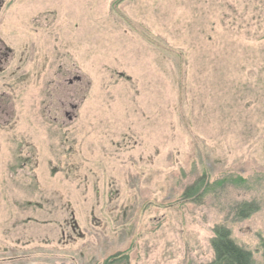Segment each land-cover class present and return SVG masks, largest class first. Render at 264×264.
Returning a JSON list of instances; mask_svg holds the SVG:
<instances>
[{"label":"rangeland","instance_id":"obj_1","mask_svg":"<svg viewBox=\"0 0 264 264\" xmlns=\"http://www.w3.org/2000/svg\"><path fill=\"white\" fill-rule=\"evenodd\" d=\"M1 2L0 264H264V0Z\"/></svg>","mask_w":264,"mask_h":264},{"label":"trees","instance_id":"obj_2","mask_svg":"<svg viewBox=\"0 0 264 264\" xmlns=\"http://www.w3.org/2000/svg\"><path fill=\"white\" fill-rule=\"evenodd\" d=\"M210 246L213 251L212 264H252L250 253L236 245L230 238L229 230L222 225L213 228Z\"/></svg>","mask_w":264,"mask_h":264},{"label":"flooded vegetation","instance_id":"obj_3","mask_svg":"<svg viewBox=\"0 0 264 264\" xmlns=\"http://www.w3.org/2000/svg\"><path fill=\"white\" fill-rule=\"evenodd\" d=\"M4 44L5 43L2 42L1 39H0V45L3 46V48L0 47V73H3V70L5 69V67L3 68L2 66L6 64V62L9 60L8 58L12 54V52H11L12 49L5 47ZM65 115L69 116L68 113H65ZM73 225H74V227H72V230L74 231L77 226L75 224H73ZM76 232H78V230Z\"/></svg>","mask_w":264,"mask_h":264}]
</instances>
